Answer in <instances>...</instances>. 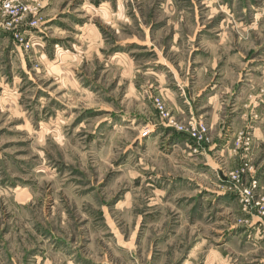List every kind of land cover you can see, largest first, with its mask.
I'll use <instances>...</instances> for the list:
<instances>
[{
  "label": "rangeland",
  "instance_id": "obj_1",
  "mask_svg": "<svg viewBox=\"0 0 264 264\" xmlns=\"http://www.w3.org/2000/svg\"><path fill=\"white\" fill-rule=\"evenodd\" d=\"M203 72L216 134L159 91L183 103ZM260 101L264 0H0V264H152L226 225L262 241Z\"/></svg>",
  "mask_w": 264,
  "mask_h": 264
},
{
  "label": "crops",
  "instance_id": "obj_2",
  "mask_svg": "<svg viewBox=\"0 0 264 264\" xmlns=\"http://www.w3.org/2000/svg\"><path fill=\"white\" fill-rule=\"evenodd\" d=\"M200 74H204L205 77L202 79H200V77L197 78L193 82L190 89L186 88L185 90H183L181 88V92H184V94L186 95L185 99L183 98L185 100L183 101V103L179 99L174 98L173 94H175V92H173L172 95H169L165 91L167 89L159 91L165 93V97L169 102V106L175 115H178L179 117L206 116L205 120H208V123L211 127H218L214 132V134H216L220 126L219 120L221 118L222 111L218 109L216 105L215 107H211L210 105L212 104L210 103L212 99L216 100L214 96L211 97L210 95H214L216 93L211 94L207 92L208 94L206 93V95L202 97V100L199 99L197 101V98L203 95L208 86L213 84L212 79H206V72ZM238 81L239 76L237 75L236 82H234L236 86L239 84ZM213 87L215 88L217 86L213 85ZM162 88L166 87L163 86ZM228 91H231V88L226 89V92ZM250 105L251 103H240L238 105H234V107L236 106L234 112L237 113L235 118L231 120L232 131L238 130L244 126L245 117H247L245 115H250V113L248 112L250 111ZM256 106L258 107L256 109L257 114L255 112L254 114L257 117L253 116L254 120L252 122V134L254 136V141H256L257 144L260 143V147L264 148V101H260L257 103V105H253L252 110L255 109ZM256 159L258 160V168L260 169V167L264 165V149L258 153ZM228 160L230 159L228 158L227 162ZM240 160L241 157H239V159L236 157L235 161L238 162ZM231 161L234 162V160ZM207 163H209L208 159ZM210 164L214 163L211 162ZM262 175H264V169ZM219 214L221 217H223V220H220V223H228V214L231 215L232 221H234L233 217L238 215L236 213V210L232 209V207H230V213H228L226 207H223V211H221L217 215L219 216ZM216 218L217 216L215 215V219ZM182 220L186 221V219ZM216 222L219 223V219H216ZM225 227L227 229L221 228V233L218 237L221 238L225 235L224 237L228 239L225 245H216L210 243L213 245H209V247H206L205 245L206 243H208V240L204 238L207 237H204L202 240L197 237V239H199L200 241V244L198 243L188 250L183 249L181 254L178 253L177 246H162L159 249L160 253L151 252L152 264H264V238L262 241H253L252 243H247L244 241L243 243H240L239 241H235L233 239V235H238V231H232V225H226ZM214 237L215 235H213V238Z\"/></svg>",
  "mask_w": 264,
  "mask_h": 264
},
{
  "label": "built area",
  "instance_id": "obj_3",
  "mask_svg": "<svg viewBox=\"0 0 264 264\" xmlns=\"http://www.w3.org/2000/svg\"><path fill=\"white\" fill-rule=\"evenodd\" d=\"M176 129L178 132L189 135V137L195 142L202 141L204 136H206V128L201 124L195 123L194 121H188L186 126L178 125ZM206 140L208 141V138H206Z\"/></svg>",
  "mask_w": 264,
  "mask_h": 264
}]
</instances>
